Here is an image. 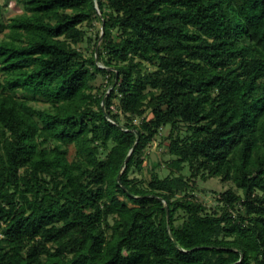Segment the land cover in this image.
<instances>
[{"label": "trees", "instance_id": "obj_1", "mask_svg": "<svg viewBox=\"0 0 264 264\" xmlns=\"http://www.w3.org/2000/svg\"><path fill=\"white\" fill-rule=\"evenodd\" d=\"M16 3L0 264H264V0Z\"/></svg>", "mask_w": 264, "mask_h": 264}, {"label": "rangeland", "instance_id": "obj_2", "mask_svg": "<svg viewBox=\"0 0 264 264\" xmlns=\"http://www.w3.org/2000/svg\"><path fill=\"white\" fill-rule=\"evenodd\" d=\"M0 4L5 5L4 12L6 15L12 14L20 10V6L16 3V0H0ZM99 25L100 24L97 23V26ZM101 82H102V78H99L98 83H101ZM168 131H169V128H165L163 133L167 134ZM158 142L159 140L154 142L152 145H150L149 150L152 151L151 153L155 156L154 158H156V152H157L158 155L162 157V160H165V158L168 155L166 151H164L166 149L165 147L166 145L163 147V149H160L158 147ZM71 151L73 152L74 148H72ZM168 172L169 171L167 170L166 167H163L161 169L162 175ZM188 172H189V167L187 166L184 169V173H188ZM144 175L146 177L149 176V172L147 169L145 170ZM229 186H230L229 184H224L223 182H221L219 178L213 177L208 180L198 181L193 193L196 198L210 205V204H214L217 201L216 199L219 197V194L225 189H227Z\"/></svg>", "mask_w": 264, "mask_h": 264}, {"label": "water", "instance_id": "obj_3", "mask_svg": "<svg viewBox=\"0 0 264 264\" xmlns=\"http://www.w3.org/2000/svg\"><path fill=\"white\" fill-rule=\"evenodd\" d=\"M97 8L99 9V6H98V5H97ZM99 12L101 13L100 9H99ZM104 31H105V24L103 23V25H102V31H101V38H102V36H103V34H104ZM101 38H100V40H101ZM98 56H99L98 53H96V58H97V59H98ZM134 148H135V147H133V148L130 150V152H129L127 158H126V163H127V161L129 160L131 154L133 153ZM125 167H126V166H125ZM125 167H124V168H125ZM124 168L122 169V172H123Z\"/></svg>", "mask_w": 264, "mask_h": 264}]
</instances>
